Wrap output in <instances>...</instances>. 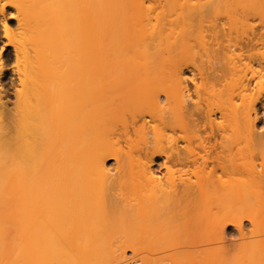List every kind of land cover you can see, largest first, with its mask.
<instances>
[{
	"label": "bare ground",
	"instance_id": "6f19581e",
	"mask_svg": "<svg viewBox=\"0 0 264 264\" xmlns=\"http://www.w3.org/2000/svg\"><path fill=\"white\" fill-rule=\"evenodd\" d=\"M5 10L0 188L21 195L0 194L3 251L40 188L56 264H264V0Z\"/></svg>",
	"mask_w": 264,
	"mask_h": 264
},
{
	"label": "rangeland",
	"instance_id": "374dc122",
	"mask_svg": "<svg viewBox=\"0 0 264 264\" xmlns=\"http://www.w3.org/2000/svg\"><path fill=\"white\" fill-rule=\"evenodd\" d=\"M6 10L8 12L10 11V9H6ZM7 11H6V13H4L5 15H4V20L3 21H1L2 18L0 17L1 18L0 19V21H1L0 24L2 25V23L5 22L6 24L8 23V24L14 25L15 22H14V20L12 18L9 17ZM1 25H0V35H1ZM0 41H1V38H0ZM0 45H1V42H0ZM0 55L4 59V51L3 50H0ZM1 79L3 81V84L5 85L4 86L5 88H8V87L11 86V84H10L11 81H12L11 77H8L6 73L2 74ZM16 189L17 188H0V194L2 195L1 200H3V201L4 200L11 201V202H9V204H11V206L10 205L9 206L12 207V208H14L16 206L15 205V203H16L15 199L19 195H21V193H19V188H18V190H16ZM41 196H42V192H41L40 188H35L32 199H28V200H26L24 202V204H22V205L26 204L25 206H22V209H23V207L28 208V212L26 211L25 215H23L24 218L22 219V222L20 223V225L23 224L25 229L30 233V235L28 234V239H25V240H27L26 242L25 241H20L21 243L19 242V243H17V246H15V248L18 247V246L22 247V248H25V250L23 251V254H24V252L26 253V254H24L25 255L24 259L22 257V260L20 259L18 264L19 263L20 264H56L55 239H54V236H53L52 229H50L49 232H46V230H48L46 228V226L49 225L50 226L49 228H51V224H50L51 222H48V225H46L45 223H43L44 221L42 220L43 212H42V208L40 207V203H39V199L41 198ZM18 198L16 200H18ZM13 200L15 202H13ZM7 201H5L4 204ZM7 206H8V204H7ZM45 228H46V230H45ZM2 233H3V231H2ZM1 236H2V234H1ZM8 238L9 237H7V239ZM4 240H5V237H4ZM3 241H2V243H4ZM7 242H9L10 245L14 247L13 244H15V243L12 244L10 242V240H8ZM4 244H7V246L6 245L4 246L3 244H0V246L2 245L1 246L2 250H1V247H0V251L1 252L4 250L3 248H5V250H6V247H8V243L5 242ZM12 248H11V250L7 248L8 252L7 251H3L4 253L2 252L4 257L2 256V254H0V259L2 257V259H1L2 263L1 264H4L3 260L5 262L7 261V259L11 255V254L9 255V252L10 253L14 252L15 248H13V250H12ZM86 257H88V259L85 260ZM209 257L212 258V257H215V256L214 255H212V256L209 255ZM102 258H103L102 256H100V258L97 257V256H84L82 258V260H79L78 262H75L73 264H76V263L77 264H80V263H83V264H105V263H107L106 261L104 262ZM1 260H0V262H1ZM86 261H88V262H86ZM94 261H95V263H94ZM97 261H99V263ZM202 261L203 260H199L198 259V261L193 262L192 264H203L204 261L203 262ZM158 262H159L158 264H168V261H164V260L162 262L161 261H158ZM107 264H111V263H107ZM114 264H118V263H114Z\"/></svg>",
	"mask_w": 264,
	"mask_h": 264
}]
</instances>
